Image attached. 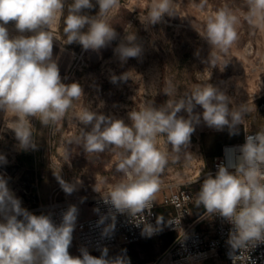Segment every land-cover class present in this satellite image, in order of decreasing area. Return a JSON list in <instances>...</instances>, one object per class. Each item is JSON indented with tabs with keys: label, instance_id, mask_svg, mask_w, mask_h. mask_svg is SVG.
I'll list each match as a JSON object with an SVG mask.
<instances>
[{
	"label": "clouds",
	"instance_id": "9594fccd",
	"mask_svg": "<svg viewBox=\"0 0 264 264\" xmlns=\"http://www.w3.org/2000/svg\"><path fill=\"white\" fill-rule=\"evenodd\" d=\"M247 3L249 22H264V0H247ZM97 5L96 14L89 15L86 10ZM119 6L120 0H95V3L72 0L63 20L67 45L78 44L84 51L95 52L110 46L119 37L110 23ZM64 10L65 0H0V112L15 117L12 131L20 150L37 148L31 118L38 119L45 127L55 125L84 95L79 82L62 81L53 57L54 37L49 27L57 12ZM165 15L176 16L174 0H151L139 21L153 27L163 23ZM10 22H14L15 35L7 27ZM237 23L236 15L221 9L207 19L203 38L227 55L238 38ZM132 28L129 23L113 49L121 63L140 58L143 53L137 32ZM216 60L219 57L212 61L214 67ZM227 64H222L223 69ZM128 79L127 73L111 76L112 83ZM175 91L169 81L164 94L173 97ZM197 106L203 111H195ZM247 112L244 104L234 105L226 91L211 83L196 86L190 93L179 99L170 98L158 107L141 105L139 110L128 112L131 123L98 110L82 109L76 114L83 126L77 142L84 151L98 154L120 150L116 171L122 174V179L97 201L106 210L102 211L100 206L93 208L98 217L94 227L99 232L95 247L100 255H92L87 245L78 249L79 255L69 252L80 214L77 204L62 208L59 222L54 218L55 211L35 214L22 206L21 199L8 187L7 178L0 175V264H131L126 249L110 255L103 241L113 238L119 215L129 219L145 213L152 215L162 185L161 175L171 155L167 146L177 154L173 157L175 162L181 151L189 149L191 136L201 122L217 131L227 128L229 135H235ZM160 136L165 137L164 149L157 147ZM6 163V157L0 154V164ZM54 176L67 196L77 192L83 183ZM85 200L86 197H81L80 203ZM194 205L202 206L206 215L219 217L231 225L225 241L230 259L234 252L264 244V130L246 135L231 163H219L215 173L205 175ZM135 225L140 227L141 223ZM164 226L175 228L173 222L156 216L155 224L145 223L141 234L150 237Z\"/></svg>",
	"mask_w": 264,
	"mask_h": 264
},
{
	"label": "rangeland",
	"instance_id": "374dc122",
	"mask_svg": "<svg viewBox=\"0 0 264 264\" xmlns=\"http://www.w3.org/2000/svg\"><path fill=\"white\" fill-rule=\"evenodd\" d=\"M150 2L120 0L119 8L110 18L119 37L99 52L84 51L78 44L67 45V40L65 43L57 41L70 52L53 54L62 81L66 84L79 82L84 95L55 125L45 127L38 119H30L37 143L35 150L18 148L12 131L15 117L11 113L0 112V154L7 159L6 164H0V175L7 178L8 187L29 211L35 214L49 211L58 213L73 203L80 210L78 219L90 216L93 199L122 179V174L116 171L119 149L88 154L77 142L83 126L76 114L84 108L131 123L128 120L129 111L139 110L145 104L158 107L170 98L179 99L190 93L196 86L211 83L226 91L234 105L244 104L248 109L238 134L228 133L229 140L264 130V22H249L247 0H174L176 16L165 15L164 22L153 27L139 21V17L146 14ZM71 3L72 0H65L66 6ZM221 9L230 11L238 18V38L227 55L210 46L202 35L207 19ZM86 11L89 15H95L98 5ZM66 15L67 9L62 13L63 28ZM129 23L133 25L132 31L137 32V42L142 45L143 53L140 58H129L126 63H121L113 49L123 38L124 29ZM9 25L13 29L12 35H15L14 22ZM145 27L148 29L145 30ZM215 57H219V60H216L214 67L212 61ZM224 62L228 64L223 69ZM124 73L129 78L127 81L111 82L112 75ZM169 81L176 89L173 97L164 94ZM101 104L103 107H99ZM195 111L202 112L203 109L197 106ZM226 130L217 131L201 122L191 136L189 149L181 151L175 162L173 157L177 154L172 153L170 145L167 146L171 155L161 175V188L186 184L194 191L196 187L199 190L205 175L213 170L215 157L208 155L215 138L226 133ZM164 140L165 137H158L157 147L164 149ZM54 174L68 181L83 183L77 192L67 196ZM94 188L100 191H93ZM81 197H86L83 203H80ZM165 239L169 241L168 236ZM121 250L124 247L109 254L116 255ZM137 250L140 252L139 248ZM69 252L74 256L79 255L74 240ZM146 261L144 255L135 260L130 258L131 264Z\"/></svg>",
	"mask_w": 264,
	"mask_h": 264
},
{
	"label": "built area",
	"instance_id": "2783aa9c",
	"mask_svg": "<svg viewBox=\"0 0 264 264\" xmlns=\"http://www.w3.org/2000/svg\"><path fill=\"white\" fill-rule=\"evenodd\" d=\"M253 133L255 132L246 133L245 136ZM245 136L243 140L225 146L222 154L214 158L212 173H215L219 163L228 164L235 159L238 147L245 142ZM103 194L93 199V208L100 206L102 211L106 210L102 205L97 204ZM195 194L186 184L161 188L156 194L151 209L152 215L145 213L132 219L119 215L113 238L103 241V244L109 248V252H112L128 245L173 234L175 237L167 248L146 264H264V244L234 252L233 259H230L229 247L225 241L231 225L219 217L205 213L195 217ZM22 206L25 207L23 203ZM93 208L90 216L78 219L73 240L78 249L82 245H87L91 253L100 254L95 247L99 242V232L94 227L98 217L93 212ZM58 213L54 217L57 222H59ZM156 216H162L165 221L173 222L175 228L164 226L150 237L142 235L143 225L145 223L154 225ZM137 222L141 223L140 227L135 225Z\"/></svg>",
	"mask_w": 264,
	"mask_h": 264
},
{
	"label": "trees",
	"instance_id": "16d2710c",
	"mask_svg": "<svg viewBox=\"0 0 264 264\" xmlns=\"http://www.w3.org/2000/svg\"><path fill=\"white\" fill-rule=\"evenodd\" d=\"M67 9V6L65 5V10ZM64 35V33H63ZM241 139L243 140V137L241 135V138L234 137L232 140L228 139V130H226V133L217 136L214 141V145L212 148V151L208 156L217 157L222 154L223 147L226 144H235L237 141ZM239 142V141H238ZM195 193L198 192V189L196 187ZM203 213H205V210L203 207H195L194 208V215L195 217L201 216ZM169 241H166L165 236L151 239L145 242L137 243L134 245H128L124 247V250L126 249L127 255L132 259H138L140 255H144V257L147 259L146 263L154 260L157 258L169 245V243L174 239V235H169ZM137 248L140 249V252L137 250ZM143 263V264H146ZM142 264V263H138Z\"/></svg>",
	"mask_w": 264,
	"mask_h": 264
},
{
	"label": "crops",
	"instance_id": "0c3cea01",
	"mask_svg": "<svg viewBox=\"0 0 264 264\" xmlns=\"http://www.w3.org/2000/svg\"><path fill=\"white\" fill-rule=\"evenodd\" d=\"M12 34V27L7 25ZM49 31L54 37L53 40V54H70V52L62 47L58 42L65 43L66 38L63 35L62 13L57 12L55 18L52 20ZM58 41V42H57Z\"/></svg>",
	"mask_w": 264,
	"mask_h": 264
}]
</instances>
